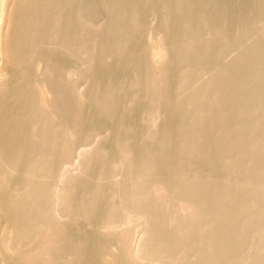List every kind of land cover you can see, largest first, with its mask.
<instances>
[{
	"label": "bare ground",
	"instance_id": "bare-ground-1",
	"mask_svg": "<svg viewBox=\"0 0 264 264\" xmlns=\"http://www.w3.org/2000/svg\"><path fill=\"white\" fill-rule=\"evenodd\" d=\"M0 264H264V0H0Z\"/></svg>",
	"mask_w": 264,
	"mask_h": 264
},
{
	"label": "rangeland",
	"instance_id": "rangeland-1",
	"mask_svg": "<svg viewBox=\"0 0 264 264\" xmlns=\"http://www.w3.org/2000/svg\"><path fill=\"white\" fill-rule=\"evenodd\" d=\"M126 83L124 82V85H125Z\"/></svg>",
	"mask_w": 264,
	"mask_h": 264
}]
</instances>
